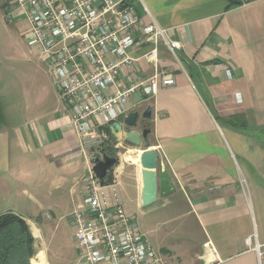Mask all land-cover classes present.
<instances>
[{"label": "crops", "instance_id": "1", "mask_svg": "<svg viewBox=\"0 0 264 264\" xmlns=\"http://www.w3.org/2000/svg\"><path fill=\"white\" fill-rule=\"evenodd\" d=\"M231 2L242 5L229 9ZM137 11L181 48L177 59L161 45L156 68L143 58L149 47H138L122 87L156 72L173 74L176 86L153 96L137 91L121 109L117 122L151 107L149 146L116 148L105 129L106 148L120 157L107 204L154 216L156 225L140 232L169 264H264L254 251L264 245V0H142ZM31 48L48 83L35 108L20 110L12 98L0 115V215L25 219L35 257L43 252L49 264L59 220L70 222L74 239L70 217L87 198L96 152L82 147L41 48ZM150 147L177 191L147 206L139 155Z\"/></svg>", "mask_w": 264, "mask_h": 264}, {"label": "built area", "instance_id": "2", "mask_svg": "<svg viewBox=\"0 0 264 264\" xmlns=\"http://www.w3.org/2000/svg\"><path fill=\"white\" fill-rule=\"evenodd\" d=\"M142 0H9L25 17L28 43L40 47L63 102L72 111V124L85 150L101 158L107 145L105 129L123 115L121 109L137 92L156 95L176 86L173 74L156 72L136 77L122 87L124 69L137 62L133 52L149 47L143 58L157 68L161 45L178 59L180 44L149 14L138 15ZM108 89L113 93L106 94ZM88 195L71 215L79 251L75 264H169L138 229L135 216L121 204L110 206L93 171L86 178ZM113 185V184H111ZM250 242V240H249ZM254 251L264 257V245Z\"/></svg>", "mask_w": 264, "mask_h": 264}, {"label": "rangeland", "instance_id": "3", "mask_svg": "<svg viewBox=\"0 0 264 264\" xmlns=\"http://www.w3.org/2000/svg\"><path fill=\"white\" fill-rule=\"evenodd\" d=\"M27 21L19 12L14 11L9 0H0V115L4 104L11 103L20 110L28 106L35 108L40 104L42 91L48 83L47 77L38 70L43 63L32 53L26 31ZM45 66L46 63H45ZM55 83V80H54ZM56 86V83H55ZM57 88V86H56ZM58 89V88H57ZM123 156V155H122ZM154 216L135 214L136 224L143 233L156 225ZM61 232L52 233L49 238L47 255L49 264H73L78 248L72 238V226L68 220H59ZM65 236L67 240L60 238ZM40 254V253H39ZM36 258V257H35Z\"/></svg>", "mask_w": 264, "mask_h": 264}, {"label": "water", "instance_id": "4", "mask_svg": "<svg viewBox=\"0 0 264 264\" xmlns=\"http://www.w3.org/2000/svg\"><path fill=\"white\" fill-rule=\"evenodd\" d=\"M151 119L152 109L148 107L143 114L132 112L123 122H115L110 125L109 130L116 139V148L119 142L124 143L127 147L142 148L143 145L149 146L148 138L151 129L148 128L147 124ZM102 153L101 158L92 160V171L100 185L105 187L115 182L120 157L118 153L114 157L105 153L104 150ZM139 161L142 167L144 197L147 206L155 205L159 196L168 197L177 191L170 173L160 165V157L155 149L150 147L142 152L139 155Z\"/></svg>", "mask_w": 264, "mask_h": 264}, {"label": "trees", "instance_id": "5", "mask_svg": "<svg viewBox=\"0 0 264 264\" xmlns=\"http://www.w3.org/2000/svg\"><path fill=\"white\" fill-rule=\"evenodd\" d=\"M235 5L242 3L231 2L229 9ZM104 152L116 155L113 146ZM35 255V239L26 220L12 212L0 215V264H31Z\"/></svg>", "mask_w": 264, "mask_h": 264}, {"label": "bare ground", "instance_id": "6", "mask_svg": "<svg viewBox=\"0 0 264 264\" xmlns=\"http://www.w3.org/2000/svg\"><path fill=\"white\" fill-rule=\"evenodd\" d=\"M111 144V143H110ZM36 233V232H35ZM33 264H47L45 254L41 252L35 260H33Z\"/></svg>", "mask_w": 264, "mask_h": 264}, {"label": "flooded vegetation", "instance_id": "7", "mask_svg": "<svg viewBox=\"0 0 264 264\" xmlns=\"http://www.w3.org/2000/svg\"><path fill=\"white\" fill-rule=\"evenodd\" d=\"M112 157H114V156H112Z\"/></svg>", "mask_w": 264, "mask_h": 264}]
</instances>
